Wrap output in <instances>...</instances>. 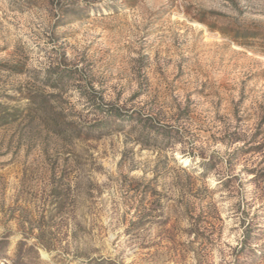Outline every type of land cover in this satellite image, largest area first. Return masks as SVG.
<instances>
[{
	"label": "rangeland",
	"instance_id": "obj_1",
	"mask_svg": "<svg viewBox=\"0 0 264 264\" xmlns=\"http://www.w3.org/2000/svg\"><path fill=\"white\" fill-rule=\"evenodd\" d=\"M0 264H264V0H0Z\"/></svg>",
	"mask_w": 264,
	"mask_h": 264
}]
</instances>
